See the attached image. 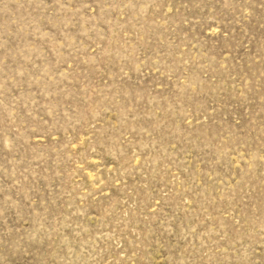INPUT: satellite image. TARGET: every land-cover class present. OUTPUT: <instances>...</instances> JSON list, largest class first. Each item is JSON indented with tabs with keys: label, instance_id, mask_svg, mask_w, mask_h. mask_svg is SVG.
<instances>
[{
	"label": "rangeland",
	"instance_id": "374dc122",
	"mask_svg": "<svg viewBox=\"0 0 264 264\" xmlns=\"http://www.w3.org/2000/svg\"><path fill=\"white\" fill-rule=\"evenodd\" d=\"M0 264H264V0H0Z\"/></svg>",
	"mask_w": 264,
	"mask_h": 264
}]
</instances>
